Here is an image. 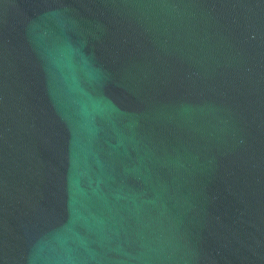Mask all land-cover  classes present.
Instances as JSON below:
<instances>
[{
    "label": "water",
    "instance_id": "95a60500",
    "mask_svg": "<svg viewBox=\"0 0 264 264\" xmlns=\"http://www.w3.org/2000/svg\"><path fill=\"white\" fill-rule=\"evenodd\" d=\"M0 264H264V0H0Z\"/></svg>",
    "mask_w": 264,
    "mask_h": 264
}]
</instances>
